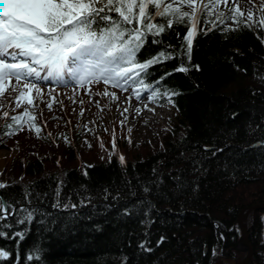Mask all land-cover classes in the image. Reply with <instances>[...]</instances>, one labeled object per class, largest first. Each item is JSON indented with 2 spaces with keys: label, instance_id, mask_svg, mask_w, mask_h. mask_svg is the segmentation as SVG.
<instances>
[{
  "label": "trees",
  "instance_id": "obj_1",
  "mask_svg": "<svg viewBox=\"0 0 264 264\" xmlns=\"http://www.w3.org/2000/svg\"><path fill=\"white\" fill-rule=\"evenodd\" d=\"M233 17H180L171 0H64L27 23L46 49L90 44L173 114L136 149L125 137L82 159L70 147L57 160L27 158L0 186V264L239 260L236 215L264 201V144L252 145L264 141V26ZM247 239L246 264H264L261 211Z\"/></svg>",
  "mask_w": 264,
  "mask_h": 264
},
{
  "label": "rangeland",
  "instance_id": "obj_2",
  "mask_svg": "<svg viewBox=\"0 0 264 264\" xmlns=\"http://www.w3.org/2000/svg\"><path fill=\"white\" fill-rule=\"evenodd\" d=\"M63 1L0 0V39L10 37L0 50V151L10 153L0 163V186L15 181L31 156L57 160L70 147L80 159L95 143L104 146L125 137L136 149L169 127L172 108L157 104L150 89L135 86L128 69L99 57L90 44L65 48L53 43L46 49L29 34L28 22L38 21L48 4ZM171 4L178 7L180 17L204 9L228 13L229 26L235 24L234 13L243 22L264 26V0H171ZM10 79L15 81L11 86ZM256 79L264 89V75L257 74ZM153 106L165 109L163 118L146 114ZM10 122L15 126L4 129ZM26 124L34 137L18 143L13 138ZM249 217L250 222V213ZM261 220L264 235V212ZM242 256L244 252H239Z\"/></svg>",
  "mask_w": 264,
  "mask_h": 264
},
{
  "label": "water",
  "instance_id": "obj_3",
  "mask_svg": "<svg viewBox=\"0 0 264 264\" xmlns=\"http://www.w3.org/2000/svg\"><path fill=\"white\" fill-rule=\"evenodd\" d=\"M262 144H264V141H257V142H254L252 145L255 146V145H262ZM243 210H246L251 215H253L255 211L264 212V201L259 202V203H255L252 205L244 206L243 208H241L238 211V213L236 215V224H237V227L239 230V238H238L237 244L233 247V249L236 251H239V252H244V256H242L241 258H239L238 261H236L232 264H246L248 262V260L250 259L251 254H252V248H251V246L248 242V239H247V229H248L249 224L248 225L244 224L243 220L241 218V212ZM238 243H241L242 247H239ZM223 251H224V246L222 244L220 253H223ZM228 251H229V249L226 250L225 253H227Z\"/></svg>",
  "mask_w": 264,
  "mask_h": 264
},
{
  "label": "bare ground",
  "instance_id": "obj_4",
  "mask_svg": "<svg viewBox=\"0 0 264 264\" xmlns=\"http://www.w3.org/2000/svg\"><path fill=\"white\" fill-rule=\"evenodd\" d=\"M9 36H6V37H2L0 39V50L5 46V42H7L9 40ZM15 81L13 79H10L9 81V86H11ZM146 114L149 116V117H153V118H157V119H160V118H163V116L165 115V109L162 107V108H156V107H147V110H146ZM33 133L32 131L30 130L29 126L26 124L24 125V127L20 130L19 134H17L16 136H14V140H16L18 143H22V142H26V141H29V140H32L33 139ZM6 155H10V153H4L2 151H0V163L2 164V160L4 159V157ZM241 218L243 220V223L244 224H248L249 222V213L246 211V210H243L241 212ZM240 245V244H239Z\"/></svg>",
  "mask_w": 264,
  "mask_h": 264
}]
</instances>
